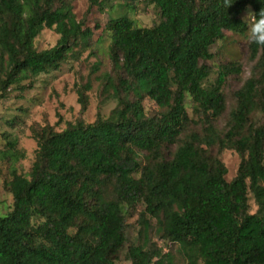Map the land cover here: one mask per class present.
<instances>
[{
    "label": "trees",
    "instance_id": "trees-1",
    "mask_svg": "<svg viewBox=\"0 0 264 264\" xmlns=\"http://www.w3.org/2000/svg\"><path fill=\"white\" fill-rule=\"evenodd\" d=\"M43 7L35 0L26 19L20 0H0V90L20 74L37 76L59 70L82 40L92 34L66 3ZM101 6L105 0H89ZM161 21L140 27L127 16L108 21L114 74L104 75L103 92L118 100L108 117L69 122L62 131L46 125L35 130L36 167L30 177L12 171L6 182L13 195L9 213L0 215V264H117L115 250L126 242L123 205L143 204L139 222L159 226L163 238L179 246L187 264H264V47L258 73L240 89L229 130L218 133L212 120L227 108L225 86L235 66H223L210 79L214 44L226 31L245 34L249 10L264 11V0H151ZM59 36L45 50L34 46L45 29ZM97 70V69H96ZM5 78H4V77ZM91 84L78 86L82 111ZM206 118L208 134L193 133L172 158L166 151L195 122ZM162 109L148 115L145 102ZM234 149L241 158L238 173L226 179L219 157L202 147ZM150 161L142 165L138 154ZM25 151L8 139L0 158L19 161ZM253 197L258 212L253 213ZM196 255L197 260L189 255ZM135 264L153 263L159 252L132 246Z\"/></svg>",
    "mask_w": 264,
    "mask_h": 264
},
{
    "label": "rangeland",
    "instance_id": "rangeland-1",
    "mask_svg": "<svg viewBox=\"0 0 264 264\" xmlns=\"http://www.w3.org/2000/svg\"><path fill=\"white\" fill-rule=\"evenodd\" d=\"M20 1L23 5L24 17L31 18L35 0ZM62 3L70 5L77 19L83 20L85 28L92 30L88 38L89 45L85 46V40H82L59 70H51L35 77L20 74L4 95L0 90V150L4 149L8 139H15L18 147L26 153L25 158L17 162L0 158V215L9 213L13 206V195L6 186V182L12 179V171L16 169L19 173L30 177L36 167L38 145L34 138L35 130L50 125L57 131H62L69 122L80 120L87 123L94 122L99 113L108 117L118 105L116 98L103 92L104 75L107 73L115 75L110 56V35L104 30L108 21L127 16L140 27H152L161 21L160 11L151 0H105L101 6L91 5L89 0H55L52 5L56 8ZM40 4L43 7L49 5L48 0H40ZM249 13H253L251 8L241 16L247 22L254 19V13L248 15ZM59 38L60 36L53 29L45 28L35 39L34 46L42 51L55 46ZM212 53L213 59L206 62L211 68V80L216 79L223 66L240 68L239 72L232 73L227 78L225 112L219 119L212 120L217 132L223 135L229 130L232 111L237 107L236 94L250 78L258 73V62L263 52L261 51L256 58H253L251 43L247 40L246 33L226 31L225 37L214 44ZM87 83H90L92 88L86 92L87 110L82 111L78 86H84ZM186 102L188 113L191 118H195V122L188 127L180 141L166 151L169 158L173 157L189 135L208 134L207 119L194 116L190 97ZM145 107L148 115H155L162 111L149 100L145 102ZM251 120L259 125L264 124V115L254 111L251 114ZM202 147L220 158L227 168L226 179L232 181L242 162L240 154L234 149L220 151L216 144L210 147L203 143ZM137 157L142 165L150 161L145 152L138 154ZM250 204L253 213L258 212V206L253 197L250 198ZM143 209V204L123 205L127 215L126 242L121 249L113 253L117 264H135L136 260L134 261L130 256V248L138 245L151 252H159V256L153 260V263L162 259V264H187V258L181 253L179 246L166 241L159 226L149 228L141 225L139 218ZM188 257L194 261L198 259L196 255L190 254Z\"/></svg>",
    "mask_w": 264,
    "mask_h": 264
},
{
    "label": "clouds",
    "instance_id": "clouds-1",
    "mask_svg": "<svg viewBox=\"0 0 264 264\" xmlns=\"http://www.w3.org/2000/svg\"><path fill=\"white\" fill-rule=\"evenodd\" d=\"M246 37L250 43L264 47V11L255 13V18L248 21Z\"/></svg>",
    "mask_w": 264,
    "mask_h": 264
}]
</instances>
